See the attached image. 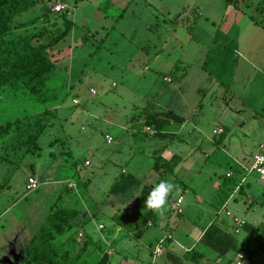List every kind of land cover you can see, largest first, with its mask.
Returning a JSON list of instances; mask_svg holds the SVG:
<instances>
[{
  "label": "rangeland",
  "instance_id": "1",
  "mask_svg": "<svg viewBox=\"0 0 264 264\" xmlns=\"http://www.w3.org/2000/svg\"><path fill=\"white\" fill-rule=\"evenodd\" d=\"M229 1L35 0L29 10L12 19L11 29L0 41V52L46 41L44 28L49 30L52 22L69 19L73 25L59 43L45 51L54 68L38 96L19 83L0 89V124L13 123L0 138V264H50L44 256L34 258L25 250L36 232L50 228L46 219L50 211L57 207L75 210L78 225L94 216L106 217L110 211L105 208L112 207V195L106 192L112 172L131 155L142 157L141 151L146 154L161 144L182 157L174 171L188 184L184 220L188 216L191 221L193 217L203 219L206 212L204 219L213 217L216 186L233 164L211 139L219 119H214L213 111L230 101L229 111L236 108L247 114L256 110L264 119V13L260 12L264 0ZM187 28H192L190 34ZM214 39L226 49L212 48ZM177 63L185 67V78L166 81ZM208 72L228 84L215 88L211 99ZM225 93L233 97L226 100ZM149 104L157 111L171 109L190 120L195 118L198 125L179 129L178 124H171L163 131L179 136L164 141L150 137V143H145L142 136L152 134L146 124H136L139 129L144 126L136 134L127 126L143 121L138 114L148 110ZM253 131L257 126L253 125ZM107 132L109 143L104 137ZM245 155L243 165L248 169L253 154ZM29 178L35 181V190L26 189ZM246 179L248 184L227 209L250 198L242 216L259 224L264 216V182L254 171ZM192 191L195 208L190 210ZM241 219L232 220L234 234ZM198 220L200 227L206 219ZM75 227L63 234L52 231L54 261L98 264L101 247L96 243L88 247L85 229ZM251 237L255 240L249 242L250 255L245 248L209 264H264L263 226ZM203 250L207 260L216 256L209 248ZM140 253L145 254L142 246Z\"/></svg>",
  "mask_w": 264,
  "mask_h": 264
},
{
  "label": "crops",
  "instance_id": "2",
  "mask_svg": "<svg viewBox=\"0 0 264 264\" xmlns=\"http://www.w3.org/2000/svg\"><path fill=\"white\" fill-rule=\"evenodd\" d=\"M214 45L215 46L212 48L221 49L222 51L226 49L225 44H223L222 41L216 40V43ZM236 50L238 51V49ZM247 63L248 65H251V67H253L250 62ZM185 70V67L181 66L180 64H174V74L171 75L172 78L164 79L166 81H181L185 78ZM208 73L209 89L207 90V92L209 93V98L211 99V93L215 88H217L218 86L219 88H221L222 86L225 87L228 84L220 82L216 76L213 77L211 72ZM196 90L199 89L197 88ZM226 91L228 92V90ZM232 97L233 95L229 96L227 93H225L224 99L229 100ZM229 102L230 101H228L227 106L225 107H218V112L213 111L212 115L215 120H217L215 116L219 119L214 122L215 127L212 129L211 139L214 140L218 146H220V150L223 151L225 156L229 157L231 159L230 161H232L233 163L224 172L220 183H218L216 186V194L214 199L211 201L212 208L214 209L213 217L210 219L205 218V220L204 217L207 216V212L205 213L206 215L203 214V219L202 217H200L199 220L205 221L202 222L204 223L203 226H198L199 228L197 227L198 224H196L198 218H194V214L191 215V217H193L192 221L190 220L189 216L184 220L183 205L186 199L184 196V192L185 190H187L188 184L174 171L175 165L182 158L181 156H179L175 152H171L164 144L156 146V149L149 148L146 154L141 151L144 157H141L139 155H131L129 160H126L124 163L119 165V170H114V172H112L111 184L118 180L121 175L127 174H130L134 177L135 183L127 193L119 195H113L109 193V189L111 187L110 184L106 192L108 195H112V207L110 205H107V207L105 208L106 211H110L106 217L102 216L101 219H96V217L94 216V218L92 217L91 220H84L87 221L83 222L85 224L81 222V225H78V214L74 210V224L70 228V230L72 232L74 231V229H76L75 226H81L87 233V241L89 244L88 247L94 246V243L101 247L102 251L98 252L100 254L98 262L103 254L107 256V260L103 264H175L174 260L180 261V264H185L190 260L185 259L184 254L191 250H195L201 254V258L197 261H190L194 262V264H209L210 260L218 263L219 259L227 255L228 253L233 252L234 255L238 250L245 251V248L246 250H248L247 254L250 255L249 253L251 249L249 247V242L251 239H253L251 236L254 235H251L248 232L244 231L242 229V225L246 223L253 227L261 226L264 216L259 224H255V220L253 221L250 219H246L244 216H242L243 213H247L248 211V204L251 202L250 198L247 201L242 200L241 203L236 204V206L234 207V209H236L235 212L233 211L234 209L230 210L227 209V207L232 199H236L235 195L238 192L243 191V185L245 183L248 184L246 177L248 176V173L253 171H249L250 167L247 169V167L243 165L244 158L242 157V155L244 156L246 153H248V151H250L251 153H248L247 155L248 157L252 156L251 154H256L259 151L261 145H263L264 119L261 115L258 114V111L256 110H251L247 114L242 113L241 110H238L236 108L234 111H229L227 109ZM199 106H201V101L196 105L193 111L195 112L197 107ZM174 113L180 116L176 112ZM180 117L183 118L182 123L172 122L171 124H178L179 129L185 128L186 125H190L191 127H196L198 125L195 118H193V120H190V117ZM253 125L257 126V131H253ZM243 126L246 129H243ZM142 127L140 129L136 128L134 122H130V124L127 126L129 130H135L134 134H136V130L138 132L142 129ZM148 128L152 132V134L148 132V134L146 133L142 136V140L145 143H150V141L147 140L150 137H154L161 141H164L167 137L169 138L179 136V133L170 135L165 131H163L164 134L162 135L161 133L155 134L152 128ZM236 129L239 130V133H233V131ZM108 134L111 136L110 133H105V135ZM113 138L114 137H112V141ZM137 140L138 139H136V141ZM119 141L117 144H119ZM230 146H232L234 150L229 149ZM244 147H248V150L242 149ZM151 149L152 151H150ZM188 151L190 152L191 150ZM188 153L186 152V155ZM114 163L116 165L117 162ZM235 165L238 167L236 171L234 170ZM165 173L166 175H163ZM160 177H162V179H159ZM161 180H170V182L173 183L175 187L169 194L167 204L162 213H158L155 210H150L145 207V199L148 194L145 193L144 190L146 188L148 190H151V188ZM258 180H260L259 177ZM221 186L223 187V190H221ZM174 191H178V193L173 195ZM191 195L193 196L190 197V210H193V208H195L193 198H195L196 193L192 191ZM178 199H180V202L177 203ZM170 206L172 207V209L170 208ZM176 208H178L180 211H177ZM172 210L175 211L173 212ZM123 212L128 214L137 212L138 215L146 214L149 216V219L144 226L143 232L139 237H134V232L125 231L122 227L111 220V216L116 213L121 214ZM92 213L90 212V214ZM174 215H176V217H173ZM180 216L182 219L179 218ZM233 219L242 220L240 226H238V228L236 227V234L232 232V227L234 226V224L232 223ZM213 223L217 224V226L223 232L230 234L235 238L236 249L229 251L225 255L221 256H219L214 251L216 253V256L212 259L207 260L208 257L203 249L209 247L202 245L200 243V238L206 231V229ZM100 225H102V228H99ZM103 225L104 227H106L105 229H103ZM194 225L195 228H193ZM70 233L67 235H70ZM79 233L81 234L80 236ZM76 235L79 237L83 236L81 232H77ZM141 246L144 248L145 254L140 253Z\"/></svg>",
  "mask_w": 264,
  "mask_h": 264
},
{
  "label": "trees",
  "instance_id": "3",
  "mask_svg": "<svg viewBox=\"0 0 264 264\" xmlns=\"http://www.w3.org/2000/svg\"><path fill=\"white\" fill-rule=\"evenodd\" d=\"M234 1L238 3L242 0ZM131 2L132 0H128V4ZM228 2L230 1L228 0ZM34 3L35 0H0V41L11 29L10 23L12 19L29 10ZM263 7L260 6L261 13H264ZM122 14L123 13L119 14L116 21L122 17ZM249 17L253 19V15ZM61 21V24L52 22L49 30L44 28L45 33L47 32L46 41L36 45H26L22 50L0 52V89L5 85L14 86L19 83L22 87L26 88L31 95L35 97L38 96L45 79L54 68V63L46 56L45 51L47 47L59 43L69 33L73 25L72 21L69 19H63ZM191 29L192 28H187L188 34L191 33ZM173 74L174 71H170V75ZM146 108H148V110L141 111L137 117L143 118V121H139L135 123V125L146 124L154 130L155 134H164L163 130L169 127L172 122H183V118L176 115L171 110L157 111L154 104H149ZM12 126V122L0 124V138L8 134ZM40 133H42V129L39 130L38 134L33 138L35 141ZM34 146L37 148V145L34 144ZM134 183L135 179L130 174L121 175L118 180L111 184L109 193L113 195L125 194L134 186ZM221 190H223L222 186ZM144 191L148 194L150 190L146 188ZM74 217L75 211L66 208L57 207L54 211H50L46 217L50 228H42V230L36 232L27 243L25 247L26 252H32L31 257L44 256V259L50 264H57L54 261L57 254L51 245V241L54 239L52 231H54L55 234H63L66 229H70L73 226ZM148 219V215H138L137 212H132L130 214L125 212L121 214L116 213L111 216V220L125 231L134 232L133 235L136 238L142 234ZM262 226L264 228V219ZM242 229L251 235H256L260 231V226L253 227L245 223L242 225ZM200 243L215 251L219 256L225 255L227 252L236 249L235 238L223 232L215 223L211 224L206 229L200 238ZM184 258L190 261H197L201 258V254L195 250H191L184 254ZM106 260L107 256L103 254L98 264H103ZM174 263L180 264V261L174 260Z\"/></svg>",
  "mask_w": 264,
  "mask_h": 264
},
{
  "label": "clouds",
  "instance_id": "4",
  "mask_svg": "<svg viewBox=\"0 0 264 264\" xmlns=\"http://www.w3.org/2000/svg\"><path fill=\"white\" fill-rule=\"evenodd\" d=\"M175 185L167 180H161L151 188L145 199V207L162 213L167 204L169 194Z\"/></svg>",
  "mask_w": 264,
  "mask_h": 264
},
{
  "label": "built area",
  "instance_id": "5",
  "mask_svg": "<svg viewBox=\"0 0 264 264\" xmlns=\"http://www.w3.org/2000/svg\"><path fill=\"white\" fill-rule=\"evenodd\" d=\"M104 137L106 139V142H111V137L109 135H105ZM85 163L88 164V161H86ZM249 171H254L259 179L264 181V144L261 145L259 151L253 155ZM26 189L30 191L36 189L35 181L33 180V178L28 179ZM178 202H180V199L177 200V203ZM176 209L177 211H180L178 208ZM99 228H102V225H100ZM80 235L81 234L79 233V236ZM239 259H242V255H239ZM237 264H241V261L237 262Z\"/></svg>",
  "mask_w": 264,
  "mask_h": 264
}]
</instances>
